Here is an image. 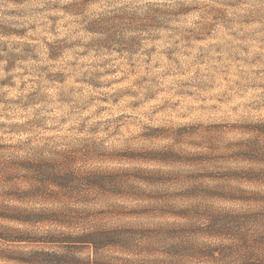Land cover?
<instances>
[{
    "label": "clouds",
    "instance_id": "9594fccd",
    "mask_svg": "<svg viewBox=\"0 0 264 264\" xmlns=\"http://www.w3.org/2000/svg\"><path fill=\"white\" fill-rule=\"evenodd\" d=\"M0 16L7 26L28 29L23 36L0 33L4 187L24 174L19 162L37 158L77 176L119 172L126 184L145 193L158 191L160 199L168 193L137 173L166 174L168 185L175 188L200 184L212 189L217 181L189 177L217 168L264 172V162L235 155L251 141L264 145L259 131L264 126V0H16L0 5ZM91 22H96V30H89ZM31 24L35 27L29 28ZM113 32L139 42L117 52L115 48L127 45L107 40ZM25 44L31 52L24 50ZM97 147L111 157L172 150L208 159L144 166L102 158L94 151ZM229 184L264 195V178ZM127 203L124 197L85 186L50 206L94 214L79 227L67 228L71 235L92 225L158 222L185 229L172 241L188 246L181 255L139 247L104 248L97 255L107 264H121L118 258L125 257L135 264H264V243L256 242L264 221H249L231 232L214 226L217 215L243 214L264 207V200L225 205L209 192L178 199L185 215L149 217L131 208L126 216L110 214Z\"/></svg>",
    "mask_w": 264,
    "mask_h": 264
},
{
    "label": "rangeland",
    "instance_id": "374dc122",
    "mask_svg": "<svg viewBox=\"0 0 264 264\" xmlns=\"http://www.w3.org/2000/svg\"><path fill=\"white\" fill-rule=\"evenodd\" d=\"M14 3L16 0H0L3 3ZM242 0H234V3H241ZM56 7V5H53ZM26 13H8V15H24ZM55 22L56 17H50ZM3 17L0 16V33L16 34L23 36L28 29L24 27H10L5 25ZM248 22V18H244ZM18 23V21H12ZM91 22L89 30H96ZM29 28H34L31 24ZM235 35V33H233ZM107 40L114 41L117 45H127L126 49L117 47L114 50H131L133 44H138L137 37L124 39L118 32L111 33ZM243 39V37H241ZM111 48L110 44H105ZM50 53L53 52L52 45H49ZM26 52H31V47L24 45ZM219 50V49H217ZM247 50V49H242ZM35 58V57H33ZM239 59L240 57H236ZM51 75V74H50ZM59 75V74H58ZM187 131L181 129V132ZM259 131L264 135V126H259ZM5 145L0 144V148ZM102 158L133 160L144 166L154 162L163 163H202L208 157L200 154H185L172 150L156 153H126L118 157H111L103 153L97 147L94 149ZM240 159L254 162H264V145L258 141L247 143L243 149L235 154ZM18 167L25 170L19 177L18 182L9 183L7 187L0 184V255L9 256L8 260H0V264H22L17 262L23 257V253L32 250L53 251L79 257L82 264H107L98 258V253L104 248H111L117 251H128L133 248H148L150 250H161L169 256L181 255L188 250V246L181 243H173L176 237L183 234L185 229L175 223H147L143 226L128 227H101L92 225L90 228L80 231L77 235L69 234L66 229L79 227L82 220L90 219L94 214L74 208H54L50 204L61 197L72 198L79 193L83 187L102 190L127 200V206L117 205L109 210L112 216L128 215V208L139 215L149 217H161L172 215H185L186 210L181 209L176 203L178 199L198 193H212L225 205L247 201L255 203L264 200V195L251 194L243 190H237L229 181H250L264 178V172L248 170H229L217 168L212 172L197 173L190 179L197 180L201 177L217 181V186L207 189L200 184H193L187 188H175L168 185L166 174L156 172H140L137 175L143 176L145 180L156 186L157 190L163 189L168 195L165 198H158V191L145 193L132 185L124 182V176L119 172L99 170L85 176H77L71 172L64 171L52 161L37 158L34 161H21ZM3 170L0 169V172ZM15 174L7 177L8 181L13 180ZM175 183V181H173ZM153 196L157 198H152ZM86 200L87 197H81ZM196 214H201L197 211ZM249 221H264V207L253 208L243 214H232L224 212L214 218L216 230L231 232L239 230ZM90 234L95 239L96 245L78 242L70 245L66 243H53L49 240L73 241L78 237ZM104 237V238H103ZM256 242L264 243V231L256 234ZM80 243V244H79ZM16 259V260H14ZM121 259V264H135L129 258ZM157 264V262H153ZM163 264V262H158Z\"/></svg>",
    "mask_w": 264,
    "mask_h": 264
},
{
    "label": "trees",
    "instance_id": "16d2710c",
    "mask_svg": "<svg viewBox=\"0 0 264 264\" xmlns=\"http://www.w3.org/2000/svg\"><path fill=\"white\" fill-rule=\"evenodd\" d=\"M104 238V237H103ZM77 240L73 241H62V240H49L48 242L53 243H66V244H76L78 242L96 245L95 239L90 234H84L78 237ZM80 244V243H79ZM75 246V245H73ZM9 256L0 255V260H8ZM12 260V259H10ZM16 260V259H14ZM79 257L69 254L57 253L53 251H43V250H32L23 253V257L18 259L17 262L22 264H82Z\"/></svg>",
    "mask_w": 264,
    "mask_h": 264
}]
</instances>
